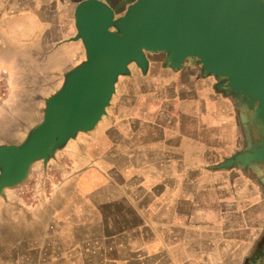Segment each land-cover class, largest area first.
Here are the masks:
<instances>
[{
  "label": "crops",
  "instance_id": "0c3cea01",
  "mask_svg": "<svg viewBox=\"0 0 264 264\" xmlns=\"http://www.w3.org/2000/svg\"><path fill=\"white\" fill-rule=\"evenodd\" d=\"M79 1L0 0V70L8 78L10 100L31 98L36 108L38 98L57 91L66 74L84 63L85 47L74 20ZM102 1L120 17L134 0ZM162 63L148 58V67L158 74L150 76L151 88L142 91L140 105L128 104L124 137L135 142V159L126 153L125 161L138 164L142 192L153 196V206L162 211L149 226L165 228L167 237L188 244L196 253L192 257H201L218 245L243 243L249 230L252 236L261 229L264 191L240 170L210 168L245 146L246 111L192 64L172 71ZM3 103L2 117L9 109ZM11 112L15 116L13 107ZM15 121L11 130L39 122L36 116L24 127Z\"/></svg>",
  "mask_w": 264,
  "mask_h": 264
},
{
  "label": "rangeland",
  "instance_id": "374dc122",
  "mask_svg": "<svg viewBox=\"0 0 264 264\" xmlns=\"http://www.w3.org/2000/svg\"><path fill=\"white\" fill-rule=\"evenodd\" d=\"M146 57L145 69L131 61L126 72L117 76L105 113L91 130L75 132L46 161H33L20 182L2 188L0 264H254L264 260V225L252 236L249 230L243 243L218 245L217 251L201 257H192L196 253L188 244L167 237L165 228H159L160 232L149 226L162 211L153 206V196L142 192L138 164L125 161L126 153L135 159V142L124 137L125 121L131 115L128 104L136 101L139 106L142 91L151 88L150 76L158 74L148 67V58L162 59L172 71L192 64L201 75L211 77L217 89L223 78L203 73L196 59H185L173 69L165 61V52L146 53ZM8 90V78L0 70V103L9 108L0 116L4 120L0 145H19L41 122L46 98H38L35 108L31 98L10 100ZM134 115L135 122L139 108ZM34 116L39 122L30 128L11 130L14 119L18 120L16 126L24 127ZM246 125L250 130L243 133L250 132L255 140L248 120L243 128ZM243 149H236L210 168L240 170L264 191L262 165H227Z\"/></svg>",
  "mask_w": 264,
  "mask_h": 264
},
{
  "label": "water",
  "instance_id": "95a60500",
  "mask_svg": "<svg viewBox=\"0 0 264 264\" xmlns=\"http://www.w3.org/2000/svg\"><path fill=\"white\" fill-rule=\"evenodd\" d=\"M74 20L86 60L45 99L42 120L23 143L0 145V192L75 132L91 130L127 64L145 69L146 53L157 52L173 69L196 59L203 73L223 78L219 90L239 101L255 136L246 134L227 165L264 171V0H134L120 17L102 0H81Z\"/></svg>",
  "mask_w": 264,
  "mask_h": 264
}]
</instances>
